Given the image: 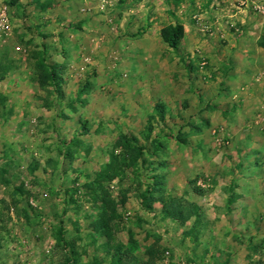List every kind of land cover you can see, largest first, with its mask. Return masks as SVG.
Segmentation results:
<instances>
[{
	"label": "rangeland",
	"instance_id": "1",
	"mask_svg": "<svg viewBox=\"0 0 264 264\" xmlns=\"http://www.w3.org/2000/svg\"><path fill=\"white\" fill-rule=\"evenodd\" d=\"M0 2L11 22L0 37V264H63L70 249L77 264H118V248L119 264L151 249L157 264H264V0ZM175 23L185 64L160 39ZM41 55L60 96L38 84ZM135 138L161 143L145 159L164 164L163 195L198 217L142 207L145 175L118 146ZM246 153L258 169H235ZM107 165L113 178L93 185ZM112 210L108 240L96 223ZM60 222L67 247L56 246Z\"/></svg>",
	"mask_w": 264,
	"mask_h": 264
},
{
	"label": "trees",
	"instance_id": "2",
	"mask_svg": "<svg viewBox=\"0 0 264 264\" xmlns=\"http://www.w3.org/2000/svg\"><path fill=\"white\" fill-rule=\"evenodd\" d=\"M184 38V28L181 24L175 23L168 25L161 29L160 31V39L161 42L170 50L174 51L178 56L179 53V46ZM258 47L264 50V36L260 38L257 43ZM181 57V56H180ZM182 63H186L183 57L180 58ZM37 69L39 70V79L38 84L41 88L46 86H50L54 93L57 96H60V78H59V71L58 68L52 67L46 64L43 56H39L36 62ZM188 68V64L186 66ZM162 118V117H161ZM193 131H199L198 127H193ZM152 126L149 124L147 133L145 134V141L148 142L151 134H152ZM184 142V140H182ZM150 144V148L147 146ZM147 144L141 143L137 138L133 139L130 144H121L118 143V146L122 148L125 152L126 157L128 158L127 165L129 167H133L134 170L143 177L145 175V189L143 194L140 196V202L142 207L148 211H153V204L158 203L160 205V215L163 219H169L180 224L187 223L190 219L197 216V208L193 204L188 202H181L169 195L164 196V174H158V170H160L164 164L159 163H150L147 162L145 156H154L155 153L161 148V143L157 141L155 138L151 140V142ZM244 160L248 159V164H244L243 160H241L238 166L235 167L238 171L245 170L246 168L249 170L258 169L261 166L262 160H257L253 158L251 161V155L245 154L243 157ZM250 158V159H249ZM139 167V169H138ZM111 172H114L113 166L107 165L106 169L103 173H101L97 178H95L92 182L93 185H98L105 179L111 180L113 175ZM136 173V174H137ZM149 174V175H148ZM147 175V176H146ZM88 187V186H87ZM235 182H232L231 186L229 187L228 193V210L230 206L235 203L237 200V195H235ZM195 193L199 194L198 190H195ZM156 195H158L157 198ZM116 218L113 210L110 211V215L104 213L96 223L99 228L102 230L103 234L105 235L106 239H110V226L109 224ZM60 227L55 234V241L57 247H67L66 239H65V232L63 229L62 222L59 223ZM122 253L121 249L118 248L115 252L114 258L119 259V254ZM132 256L130 253H124V257ZM158 253L155 249H151L148 255L147 262L140 263L137 262L135 257H131V264H157ZM115 259L118 264L120 260ZM77 254L73 249H70V253L65 256V260L63 264H77Z\"/></svg>",
	"mask_w": 264,
	"mask_h": 264
},
{
	"label": "built area",
	"instance_id": "3",
	"mask_svg": "<svg viewBox=\"0 0 264 264\" xmlns=\"http://www.w3.org/2000/svg\"><path fill=\"white\" fill-rule=\"evenodd\" d=\"M259 13L264 12L263 7H256ZM11 22L9 19L7 6L0 2V37L7 36L11 32ZM264 101V97H263ZM264 104V103H263Z\"/></svg>",
	"mask_w": 264,
	"mask_h": 264
}]
</instances>
